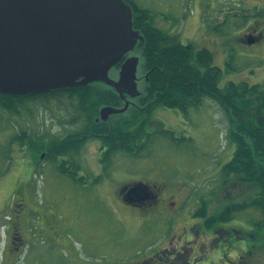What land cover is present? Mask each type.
<instances>
[{
    "label": "rangeland",
    "instance_id": "rangeland-1",
    "mask_svg": "<svg viewBox=\"0 0 264 264\" xmlns=\"http://www.w3.org/2000/svg\"><path fill=\"white\" fill-rule=\"evenodd\" d=\"M131 1L153 14L158 29L181 43L195 42L197 0ZM255 21L264 28V0H198V47L207 48L221 68L220 89L229 81L264 83V40L251 46L239 41ZM109 75L115 78L116 71ZM65 103L38 99L19 106L18 113L0 108V264H134L167 242L178 253L190 239L187 246L201 252L198 264H236L255 242L248 233L264 243L262 215L252 207L231 211V219L214 228L193 220L198 207L210 217L250 202L255 193L252 186H222L220 170L235 147L217 103L205 100L186 117L157 109L152 121L173 132L174 140L151 135L135 156L117 152L102 160L101 142L88 139L73 155L78 167L64 164L72 177L58 168L70 157L51 160L46 148L71 132ZM146 132L154 133L155 126ZM136 184H155L173 195L170 205L162 203L158 214L138 224L118 193ZM185 228L188 234L174 239ZM218 228L233 234L216 236Z\"/></svg>",
    "mask_w": 264,
    "mask_h": 264
},
{
    "label": "trees",
    "instance_id": "trees-1",
    "mask_svg": "<svg viewBox=\"0 0 264 264\" xmlns=\"http://www.w3.org/2000/svg\"><path fill=\"white\" fill-rule=\"evenodd\" d=\"M126 1L132 7L133 28L143 36V41L133 50V54L140 55L138 68L143 83L140 96L131 100L125 113L114 115L106 122H95L101 107L123 105L116 92L102 83L38 94L0 93V108L18 113V107L29 101L55 98L66 101L67 123L73 126L71 132L45 146L51 160L70 157L67 162L61 161L58 168L72 177L71 166L66 168L64 164L72 161L70 164L78 167L74 157L88 139L101 142L105 160L117 152L135 156L144 151L151 135L174 140L173 132L152 121L156 109H174L186 117L190 109L211 100L226 115L227 139L235 147L231 159L220 170L222 186H252L255 193L250 203L226 207L221 213L208 217L204 220L206 228L230 220L231 211L250 207L260 211L264 218V83L249 85L229 81L220 89L222 71L214 65L213 55L207 48L198 47L197 51L192 42L181 44L177 36L154 26L150 11L131 0ZM148 126H155V132H146ZM21 138L29 142L25 133ZM193 215L206 217L205 207L197 209ZM258 226L264 227V220Z\"/></svg>",
    "mask_w": 264,
    "mask_h": 264
},
{
    "label": "water",
    "instance_id": "water-1",
    "mask_svg": "<svg viewBox=\"0 0 264 264\" xmlns=\"http://www.w3.org/2000/svg\"><path fill=\"white\" fill-rule=\"evenodd\" d=\"M124 0H0V93L27 95L103 83L123 100L103 106L95 122L124 113L140 96L139 58L109 71L143 41ZM254 40L246 37V44ZM137 189L140 185L136 184Z\"/></svg>",
    "mask_w": 264,
    "mask_h": 264
},
{
    "label": "flooded vegetation",
    "instance_id": "flooded-vegetation-1",
    "mask_svg": "<svg viewBox=\"0 0 264 264\" xmlns=\"http://www.w3.org/2000/svg\"><path fill=\"white\" fill-rule=\"evenodd\" d=\"M196 4V43L194 42V44L198 51V0ZM256 11L258 12L259 9L257 8ZM246 29V33H243L239 38V41H241V43L246 45V37H250L254 40V43L252 45L264 40V28H261L259 23H257L256 21L253 24L249 25ZM177 39L179 41V38ZM100 153V155H102L100 159H102L104 157L103 150H101ZM162 191L163 190L161 189V187L155 184L140 186L139 189H137V186L125 185L118 193L121 200H123L124 202L123 209L125 210L126 214L132 216L138 224L145 221L146 218L150 217L149 215L158 214V212L161 210V207L163 206L162 203L170 205V201L168 202L167 200L172 198L173 195L163 193ZM261 219L264 220L263 215ZM193 220H208V217L197 216L193 217ZM187 232H189V230H187L186 228L185 231H179L180 234H183L174 236V239H180L182 236H186L188 234ZM196 233H198V231H196L195 234ZM214 234L216 236L218 234H221V236L223 237H231L233 233L228 230L218 228L216 231H214ZM248 234L250 237L249 239L256 242L257 236L253 233ZM13 235L14 234L12 233V231H10L9 237L13 238ZM255 242L252 244L250 243L249 246H245V249L242 251V255L239 256L236 264H264V243ZM189 243H191V239L189 241H185L184 245L181 246L180 252L177 253L175 249H171V243L167 242L165 243V245L157 247V249H155L151 255L148 254L134 264H198V262H200L201 260L200 249L188 247L187 244ZM193 253L195 254L192 258L191 254Z\"/></svg>",
    "mask_w": 264,
    "mask_h": 264
},
{
    "label": "bare ground",
    "instance_id": "bare-ground-1",
    "mask_svg": "<svg viewBox=\"0 0 264 264\" xmlns=\"http://www.w3.org/2000/svg\"><path fill=\"white\" fill-rule=\"evenodd\" d=\"M138 107V106H137ZM145 111V110H144Z\"/></svg>",
    "mask_w": 264,
    "mask_h": 264
}]
</instances>
